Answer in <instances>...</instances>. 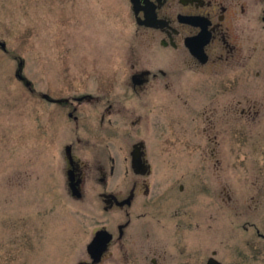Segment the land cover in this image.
Segmentation results:
<instances>
[{
    "label": "flooded vegetation",
    "instance_id": "flooded-vegetation-1",
    "mask_svg": "<svg viewBox=\"0 0 264 264\" xmlns=\"http://www.w3.org/2000/svg\"><path fill=\"white\" fill-rule=\"evenodd\" d=\"M127 2L137 55L131 51L123 92L105 76L94 93L40 95L63 117L62 159L78 193L69 194L93 220L76 264H193L189 253L161 250V231L191 203L192 179L206 191L205 168L222 165L225 133H239L223 118L262 112L250 93L242 105L240 85L264 81V0ZM176 107L192 109L202 125L182 124ZM85 232L72 228L73 241ZM99 232L109 240L95 261L87 246Z\"/></svg>",
    "mask_w": 264,
    "mask_h": 264
},
{
    "label": "rangeland",
    "instance_id": "rangeland-1",
    "mask_svg": "<svg viewBox=\"0 0 264 264\" xmlns=\"http://www.w3.org/2000/svg\"><path fill=\"white\" fill-rule=\"evenodd\" d=\"M129 17L127 0H0V264H76L86 252L93 220L69 194L58 138L63 117L40 95L94 93L105 76L114 93L123 92L131 51L137 55ZM19 61L32 93L15 77ZM240 88L242 105L250 93L262 112L223 118L239 133H225L222 165L205 168L206 191L192 179L186 219L180 210L161 231V250L189 253L193 264L213 251L223 264H264L257 234L264 236V81ZM190 110L176 107L182 124L201 126ZM77 226L88 231L78 242Z\"/></svg>",
    "mask_w": 264,
    "mask_h": 264
},
{
    "label": "water",
    "instance_id": "water-1",
    "mask_svg": "<svg viewBox=\"0 0 264 264\" xmlns=\"http://www.w3.org/2000/svg\"><path fill=\"white\" fill-rule=\"evenodd\" d=\"M0 49L4 52L6 51L5 42L0 41ZM22 66H23V62L19 61L18 69L15 72V77L19 81H24V78L21 75ZM24 82L27 87L30 86V83L28 81H24ZM42 97L46 98L47 96L43 95ZM66 175H67L68 187L70 188V190H72V195L76 196L78 194L76 192L77 182L74 181L71 171H68ZM108 240H109V236H106V234L103 232H99L96 235V237L90 242V244L87 246L88 253L94 258L95 261H97L99 256H101L102 253L106 250V244ZM215 254L216 252L212 253V256L207 261V264H222L215 259L214 257Z\"/></svg>",
    "mask_w": 264,
    "mask_h": 264
}]
</instances>
